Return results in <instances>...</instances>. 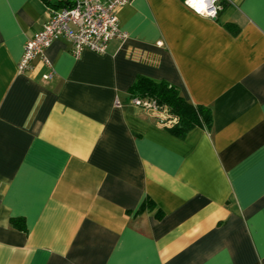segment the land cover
I'll return each instance as SVG.
<instances>
[{
  "label": "crops",
  "instance_id": "crops-1",
  "mask_svg": "<svg viewBox=\"0 0 264 264\" xmlns=\"http://www.w3.org/2000/svg\"><path fill=\"white\" fill-rule=\"evenodd\" d=\"M58 5L0 0V264H264V0L215 18L131 0L124 40L75 57L58 38L20 72ZM138 76L210 107L211 129L171 134L128 97Z\"/></svg>",
  "mask_w": 264,
  "mask_h": 264
},
{
  "label": "built area",
  "instance_id": "built-area-1",
  "mask_svg": "<svg viewBox=\"0 0 264 264\" xmlns=\"http://www.w3.org/2000/svg\"><path fill=\"white\" fill-rule=\"evenodd\" d=\"M58 1V7L50 8V15L42 28L25 42L23 54L18 63L20 72L29 70L36 57L44 58L45 49L58 38L68 39L72 44L71 53L78 57L86 48L103 53L111 39L124 40L127 37V33L119 27L117 9L131 0ZM184 2L195 11L186 3V0ZM205 2L207 12L215 14L203 15L215 18L222 9L219 0H205ZM132 100L136 105L157 113L154 102L139 98Z\"/></svg>",
  "mask_w": 264,
  "mask_h": 264
},
{
  "label": "trees",
  "instance_id": "trees-1",
  "mask_svg": "<svg viewBox=\"0 0 264 264\" xmlns=\"http://www.w3.org/2000/svg\"><path fill=\"white\" fill-rule=\"evenodd\" d=\"M228 1L219 0V3L223 7ZM226 27L233 33L237 30L233 29L231 25H226ZM128 93L130 99L139 98L154 102L157 113L165 115L162 121L168 123L165 124L166 129L177 137H184L194 127L210 130L213 125L210 107L190 102L182 95L177 86L166 81L138 76ZM150 203L151 199H147L139 206L138 210H143ZM11 224L19 229L25 227L23 218H11Z\"/></svg>",
  "mask_w": 264,
  "mask_h": 264
},
{
  "label": "clouds",
  "instance_id": "clouds-1",
  "mask_svg": "<svg viewBox=\"0 0 264 264\" xmlns=\"http://www.w3.org/2000/svg\"><path fill=\"white\" fill-rule=\"evenodd\" d=\"M186 3L189 4L191 7L195 9V11L198 14H205L207 13L208 15H214L215 13H208L207 12V4L205 0H186Z\"/></svg>",
  "mask_w": 264,
  "mask_h": 264
}]
</instances>
